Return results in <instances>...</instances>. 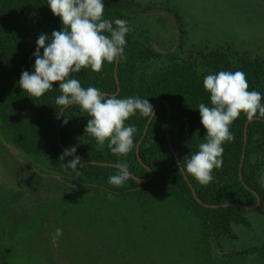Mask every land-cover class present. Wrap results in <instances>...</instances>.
<instances>
[{
    "label": "trees",
    "instance_id": "trees-1",
    "mask_svg": "<svg viewBox=\"0 0 264 264\" xmlns=\"http://www.w3.org/2000/svg\"><path fill=\"white\" fill-rule=\"evenodd\" d=\"M103 3L104 19L112 21L114 27L116 19L126 20L130 29L117 65L118 91L113 73L115 62H105L98 73L83 68L70 78L78 79L84 88L95 87L118 98L148 99L155 113L138 149L136 145L149 117L137 113L126 121V126L136 128L134 148L126 156H119L112 153L107 143L99 148L95 138L85 133L90 117L78 105L69 106L59 118L60 106L55 100L62 93L58 84L39 98L22 91V71L34 72L38 37L44 34L51 38L53 31L62 30L63 25L51 12L47 0H0V160L12 172L15 169L22 173L24 181L19 184H26L36 193L74 196L76 200L66 205L89 203L99 197L116 203L130 197L141 207L173 204L183 208L193 215L201 236L199 244L208 251V241L229 235L232 224H247L246 210L222 205L252 206L256 194L264 203V189L257 178L264 162V117L257 115L258 120L247 125L241 176L239 164L248 120L243 113L230 126L234 139L223 144V163L213 170L210 183L201 185L179 171L177 162L183 163L199 150V144L206 142L207 133L198 111L201 103L210 106L204 77L220 71H242L249 91L259 92L264 104V57L221 49L199 50L182 59L171 55L167 64L150 72L142 71L143 63L160 59L163 54L135 35L131 15L134 1ZM40 52L42 56L43 49ZM70 147H76V155L86 164L80 169L78 166L79 174L64 167L73 157L60 159ZM117 162L126 163L130 173L139 179L147 178L150 170L152 178L144 185L133 179L120 187L111 185L109 177L116 174ZM183 176L206 207L195 200ZM7 247L6 251L11 252L12 246Z\"/></svg>",
    "mask_w": 264,
    "mask_h": 264
},
{
    "label": "rangeland",
    "instance_id": "rangeland-1",
    "mask_svg": "<svg viewBox=\"0 0 264 264\" xmlns=\"http://www.w3.org/2000/svg\"><path fill=\"white\" fill-rule=\"evenodd\" d=\"M133 1L135 35L163 54L142 71L199 50L264 57V0ZM12 171L0 160V264H264V203L204 251L193 215L176 205L141 207L130 197L66 205L75 197L36 193ZM257 178L264 189V162Z\"/></svg>",
    "mask_w": 264,
    "mask_h": 264
},
{
    "label": "clouds",
    "instance_id": "clouds-1",
    "mask_svg": "<svg viewBox=\"0 0 264 264\" xmlns=\"http://www.w3.org/2000/svg\"><path fill=\"white\" fill-rule=\"evenodd\" d=\"M51 12L60 18L63 28L53 31L51 38L41 34L34 53V72L22 71L19 85L22 91L32 97H42L58 84L62 93L55 103L60 106L59 115L73 104L86 112L88 119L85 133L94 137L99 148L107 143L113 154L126 156L134 148V126L126 121L139 113L154 118L153 106L148 99L139 97L118 98L109 96L95 87L84 88L80 81L70 78L83 68L100 72L105 62L111 64L121 58L130 31L126 20L113 22L104 19L103 0H47ZM43 49L41 56L40 50ZM204 89L210 94V106L201 103L198 111L201 124L206 130V142L199 144L198 151L178 161L179 171L191 175L201 185L213 180V170L222 166L223 144L234 139L230 126L243 113L249 121L257 115L264 117L262 96L249 91L245 73L242 71H220L209 74L203 80ZM63 123L66 125L68 119ZM76 147L65 149L60 159L73 157L64 164L66 169L76 171L86 166L76 155ZM116 174L109 177V183L122 186L134 179L126 163L117 162ZM62 235L57 229L53 243Z\"/></svg>",
    "mask_w": 264,
    "mask_h": 264
},
{
    "label": "water",
    "instance_id": "water-1",
    "mask_svg": "<svg viewBox=\"0 0 264 264\" xmlns=\"http://www.w3.org/2000/svg\"><path fill=\"white\" fill-rule=\"evenodd\" d=\"M118 60H119V59H118ZM118 60L115 61V64H114V71H113V73H114V78H115V80H116V83H117V65H118ZM117 91H118V83H117ZM107 95H108V94H107ZM109 96H111V95H109ZM68 107H69V106H68ZM68 107H67V108H68ZM67 108H66V109H67ZM60 110H61V109H60ZM64 111H65V110H64ZM153 111H154V113H155V109H153ZM59 113H60V111H59ZM60 116H61V115H59V118H60ZM151 120H152V118L149 117V119H148V121H147V123H146V125H145V128H144L143 134H142V136H141V139L138 141V143H137V145H136V149H138L139 145H140L141 142H142V139H143L144 136L146 135V132H147V130H148V127H149V124H150ZM255 120H258V118H254L252 121H255ZM252 121L247 120V122L245 123V127H244V146H243V150H242V154H241V158H240V164H239V175H240V176H241V168H242V163H243L244 154H245V147H246V129H247V125H248L250 122H252ZM58 144H59V147L62 148V145H61V143H60V141H59V137H58ZM170 149H171V147H170ZM172 153L174 154L173 151H172ZM100 165L106 166V165H108V164H100ZM108 166H113V167H114V165H108ZM177 166H178V164H177ZM148 171H149V176H148L147 178H145V179H139V178L135 177L134 175H132V176L134 177L133 180H134L136 183L140 184V185H144V184L148 183V182L151 180V178H152V172H151L150 170H148ZM181 172H182V171H181ZM183 177H184V180L186 181L187 185H188L189 188L191 189V192H192L193 197L195 198V200H196L199 204H201V202H200V201L198 200V198L196 197L194 191L192 190V188H191V186H190L188 180L185 178V176H183ZM242 184L245 186V184H244L243 182H242ZM246 188H247V187H246ZM247 189H248V188H247ZM260 204H261L260 197L256 194V203H255L254 205H252V206H242V205H233V204H230V205H222V207H227V206H237V207H240V208H242V209H244V210H246V211H252V210L257 209V208L259 207ZM201 205H203L204 207H206V205H204V204H201ZM216 207H217V206H212V208H216Z\"/></svg>",
    "mask_w": 264,
    "mask_h": 264
}]
</instances>
